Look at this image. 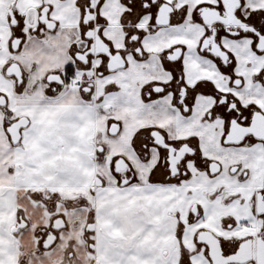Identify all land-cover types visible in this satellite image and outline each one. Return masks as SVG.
<instances>
[{
	"label": "snow or ice",
	"instance_id": "snow-or-ice-1",
	"mask_svg": "<svg viewBox=\"0 0 264 264\" xmlns=\"http://www.w3.org/2000/svg\"><path fill=\"white\" fill-rule=\"evenodd\" d=\"M0 264H264V0H0Z\"/></svg>",
	"mask_w": 264,
	"mask_h": 264
}]
</instances>
